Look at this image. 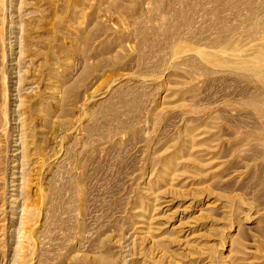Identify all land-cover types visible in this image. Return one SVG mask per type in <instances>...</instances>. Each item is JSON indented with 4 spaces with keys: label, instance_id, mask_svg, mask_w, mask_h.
Segmentation results:
<instances>
[{
    "label": "rangeland",
    "instance_id": "374dc122",
    "mask_svg": "<svg viewBox=\"0 0 264 264\" xmlns=\"http://www.w3.org/2000/svg\"><path fill=\"white\" fill-rule=\"evenodd\" d=\"M0 264H264V0H0Z\"/></svg>",
    "mask_w": 264,
    "mask_h": 264
}]
</instances>
